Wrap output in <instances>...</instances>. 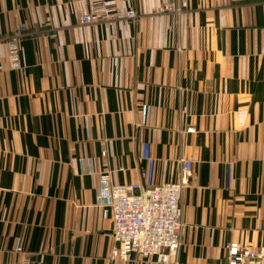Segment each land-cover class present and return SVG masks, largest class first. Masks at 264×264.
<instances>
[{
  "label": "crops",
  "instance_id": "crops-1",
  "mask_svg": "<svg viewBox=\"0 0 264 264\" xmlns=\"http://www.w3.org/2000/svg\"><path fill=\"white\" fill-rule=\"evenodd\" d=\"M97 1L0 0V38L19 33L18 66L0 57V264H162L112 255L99 178L173 182L179 159L165 264L264 252V0H108L135 17L80 24Z\"/></svg>",
  "mask_w": 264,
  "mask_h": 264
},
{
  "label": "built area",
  "instance_id": "built-area-1",
  "mask_svg": "<svg viewBox=\"0 0 264 264\" xmlns=\"http://www.w3.org/2000/svg\"><path fill=\"white\" fill-rule=\"evenodd\" d=\"M184 5L181 2L180 6ZM162 8L171 9L172 3H165ZM117 17L133 18L135 12H122L108 0H98L90 9L80 13L79 23L87 25ZM18 36L16 32L5 40L0 38V57L1 45L6 43L13 67L19 64ZM191 170L190 160L179 159L176 181L149 187L139 183L116 184L110 182L107 175L100 176L99 197L110 209L113 221L111 235L116 241L113 256L125 259L133 252L141 258H154L157 263L170 262L181 244L180 197L191 177ZM226 264H264V252L252 244L230 243L227 245Z\"/></svg>",
  "mask_w": 264,
  "mask_h": 264
}]
</instances>
